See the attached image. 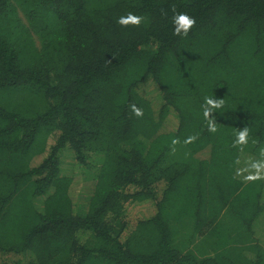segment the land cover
<instances>
[{"label":"trees","instance_id":"obj_1","mask_svg":"<svg viewBox=\"0 0 264 264\" xmlns=\"http://www.w3.org/2000/svg\"><path fill=\"white\" fill-rule=\"evenodd\" d=\"M255 161L264 0H0V264H264Z\"/></svg>","mask_w":264,"mask_h":264},{"label":"rangeland","instance_id":"obj_2","mask_svg":"<svg viewBox=\"0 0 264 264\" xmlns=\"http://www.w3.org/2000/svg\"><path fill=\"white\" fill-rule=\"evenodd\" d=\"M147 93L152 96V91L150 88H145ZM259 160V159H258ZM100 162L98 155H93L89 160L85 167H80L79 164L75 161L74 156L70 148L66 147L61 154V171L67 175H73V195L75 199H80V197L88 190V186L90 185V179L95 175L97 171L98 164ZM255 164V166L253 165ZM255 168V171L252 170L250 172V165ZM250 165L245 168L249 177H252L253 172L254 175L259 172L261 176V180L264 182V164L259 163L257 161L250 162ZM249 179V178H248ZM261 202H263L264 206V190L263 196L261 198ZM254 244H257L264 248V210L259 216V218L254 222ZM26 258L23 257L22 263L24 264Z\"/></svg>","mask_w":264,"mask_h":264}]
</instances>
